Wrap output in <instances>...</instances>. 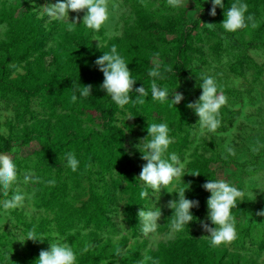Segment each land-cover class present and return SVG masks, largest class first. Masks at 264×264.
<instances>
[{
    "label": "rangeland",
    "instance_id": "374dc122",
    "mask_svg": "<svg viewBox=\"0 0 264 264\" xmlns=\"http://www.w3.org/2000/svg\"><path fill=\"white\" fill-rule=\"evenodd\" d=\"M51 2L55 3V0ZM232 2L223 0L225 8ZM245 2L255 26L250 23L233 33L225 32L219 25L224 19L225 8L217 6L216 15H209L210 0H187L185 7L181 5L176 9L170 8L167 0H107L109 18L98 31L93 32L92 40L100 46L110 38L122 35L136 24L140 16L158 21L172 16L188 25L198 47L193 52L194 63L180 77L178 87L173 89L174 93L182 94L179 103L162 110V113L158 111V115L154 113L151 120L144 123L126 109L115 115V122L124 136L123 147L136 164V179L146 161L135 145L146 136L144 126L147 123L167 121L174 141L169 151L186 161V172L181 180L177 179L165 189L162 186L159 192L148 193V201L162 210L153 233L145 235L141 227L135 233L131 229L124 212L127 190L124 178L117 170L101 176L90 171L83 159L79 160L83 171L77 169L73 172L64 167V154L56 157L47 153L43 136L33 133L26 141L27 133L35 127L55 124L57 130H63L58 121L66 119L64 114L70 112L66 110L70 103L56 100L48 92L31 97L14 90L0 93V135L12 140L10 150L3 154L10 155L18 165V179L12 191L24 195L21 207L7 212L0 210V264H27L31 259L36 260L41 250L50 247L49 239L57 238L78 251L77 264L86 252L80 251L85 245L105 254L99 264H182L168 258L166 252L171 245L182 237L208 238L206 235L209 233L202 227L203 223L214 227L207 217L206 200L210 192L202 187L208 179L230 181L243 191L237 208L232 210L237 238L216 249L226 257L224 264H264V216L256 214L264 208V188H260L264 187V0ZM48 3L49 0H35V3L0 0V49L8 39L10 22L15 20L13 23H18L26 12H32L43 26L52 29L46 50L60 47L64 41L76 43L78 35L70 40L72 36L63 34L61 28L64 23L82 22L86 9L69 10L66 22L58 21L38 13ZM176 35L173 32L169 37ZM253 39L259 40L257 48L242 45V42ZM153 61L160 67L174 63L170 58H155ZM23 67L24 64L18 66L11 77L23 74ZM201 74L212 75L219 90L227 97L226 104L220 109L224 130L218 127L214 133L201 132L196 125L198 116L187 106L195 102L202 92L199 87ZM88 109L89 106L85 105L77 111L89 112ZM99 114L95 111L89 117L84 115L88 119L84 125L101 129L103 121ZM127 115L132 116L125 119ZM125 128L128 131H124ZM229 146L235 155L227 153ZM68 151L79 157L78 150L70 148ZM195 172L199 173L193 174ZM26 175L35 179L25 180ZM106 181L111 187L109 198L112 200L108 206V218H105L107 224L100 229L86 227L79 220L80 213L87 214L86 209L89 208L90 186H101ZM181 188H186V198L197 200L199 204L190 209L194 219L183 230L170 231L174 213L168 204L176 199L175 192ZM67 222L74 223V227L61 233ZM30 229L43 233L49 239L15 240ZM136 247H139L140 255L137 262Z\"/></svg>",
    "mask_w": 264,
    "mask_h": 264
},
{
    "label": "trees",
    "instance_id": "16d2710c",
    "mask_svg": "<svg viewBox=\"0 0 264 264\" xmlns=\"http://www.w3.org/2000/svg\"><path fill=\"white\" fill-rule=\"evenodd\" d=\"M211 2V0H210ZM15 21V20H14ZM13 21V22H14ZM10 22L9 36L0 49V93L6 90H14L26 97L36 96L48 92L51 96L64 103H70L65 112V120L58 123L63 130H57V125L33 128L27 133L26 141L32 134H39L45 138V149L48 154L58 157L70 148L79 152L78 159L87 162L85 166L99 175L114 170L123 176L125 182V217L135 232L141 227L137 213L147 200L141 201L139 191L140 183L135 176L136 164L134 159L123 147L124 136L115 122V115L122 109L130 114L145 120H151L153 114L158 111L168 110L167 102L159 104L153 102L150 96L146 97L143 105L133 106L131 103L124 107L116 106L106 95L105 90L99 85L102 83L103 74L95 65V59L115 44L117 51L128 62L132 74L138 79L135 87L145 85L146 89L153 81L147 76V70L152 66L155 58L174 60L173 64H163L160 67L165 78L156 80V83L170 88L178 87L181 76H184L188 68L194 63L193 52L198 48L188 25L181 19L168 17L165 21H158L151 17L140 16L136 24L127 28L122 35L115 36L100 46L92 40L93 31L84 27L83 23L71 24V30L67 23L63 24V34L71 35L72 40L76 35V43L66 42L60 47L46 50V45L51 34V28L43 26L32 12H26L18 23ZM177 35L170 38V34ZM259 40L242 42L245 48H257ZM172 44V45H171ZM251 60V58H248ZM24 64L25 72L17 77H11L12 72ZM78 81L81 85H91L90 95L85 98L78 96L76 101L71 99L72 83ZM130 95H135L131 93ZM89 106V112L80 110L81 106ZM85 107H83L84 109ZM100 112L103 121L101 129L85 126L94 112ZM79 113V114H78ZM220 129H226L224 120H220ZM146 132V125L144 126ZM12 140L0 135V153L10 150ZM61 157V156H60ZM91 158V160H90ZM89 165V166H88ZM78 171L82 172L81 166ZM108 181L97 186H90L88 199L89 208L87 214L80 213L81 220L86 227L103 228L108 218V206L112 203L110 197L111 187ZM144 203V204H143ZM87 215V216H86ZM74 223L67 222L61 233L72 229ZM218 247H211L208 238L182 237L179 238L167 250V256L171 260H178L182 264H224L225 256L216 251ZM137 262L140 259L139 247H136ZM105 254L88 249L80 261V264H99ZM27 264H35L31 259ZM230 264V263H228Z\"/></svg>",
    "mask_w": 264,
    "mask_h": 264
},
{
    "label": "clouds",
    "instance_id": "9594fccd",
    "mask_svg": "<svg viewBox=\"0 0 264 264\" xmlns=\"http://www.w3.org/2000/svg\"><path fill=\"white\" fill-rule=\"evenodd\" d=\"M29 2L35 3V0H29ZM186 2L187 0H167L168 6L172 9L179 8L181 5L185 7ZM211 5L209 15L212 16L216 15L217 6L225 8L223 0H211ZM85 9L82 23L85 28L91 29L93 32L98 31L109 18L107 0H55V3L49 0L43 11L38 13L58 21H65L69 10ZM250 23L255 26L252 15L248 14V6L245 0H233L230 6L225 8L224 19L219 25L225 32L234 33L246 28ZM72 24L77 23L73 21ZM68 29L71 30V24L68 25ZM94 63L103 74V80L99 87L105 90L106 95L118 107L122 108L129 103L133 106L143 105L148 96H150L151 101L159 104L167 102L168 107H174L182 99L181 93L173 92L174 87L169 88L166 85L156 83V80H163L165 76L160 70V65L155 61L152 62V66L146 73L153 82L148 85L147 89L143 83V85L135 87L133 91V85L138 78L132 74L127 66L128 62L117 51L115 44L111 45L107 51H102V55L98 56ZM199 78L201 81L199 87L202 92L195 102H190L187 106L193 109L198 116L196 124L198 129L201 132L206 130L209 133H214L220 126V109L226 104L227 97L219 90L217 81L212 75L201 74ZM90 88L91 85H81L78 81L72 83L71 99L76 101L78 96L81 98L91 96ZM131 93H135V95H130ZM170 94L171 98H169ZM131 116L127 115L125 119ZM124 131H128V128H125ZM146 132L147 135L135 145L141 153V158L146 161L137 178L138 184L143 182L139 191L141 201H148L149 192H159L162 186L165 189L177 179L181 180L186 172V161H182L177 153L169 151V146L174 141L170 135L168 122L161 120L160 122L147 123ZM226 151L229 155H235L231 146ZM62 162L64 167L73 172L77 171L80 164L76 154L72 151L64 153ZM18 171L15 160L10 155L0 153V196L4 197L0 199V210L5 212L21 207L24 200L22 192L12 191L18 179ZM248 171L252 172L253 170L248 169ZM196 173L199 172L193 174ZM24 179L31 180L35 177L26 175ZM49 183H53V181H49ZM202 187L210 192V196L206 200L207 217L214 227L208 223L202 224V227L209 233L206 236L210 246L217 247L234 241L237 238V226L232 210L237 208V203L241 201L242 189L224 179H208ZM185 189L181 188L176 191V199L168 204L174 213L170 231H181L188 225L189 221L194 219L190 209L198 206L199 202L186 198ZM167 192L173 193L172 191ZM256 214L264 216V208ZM161 215L162 210L159 206L154 207L149 201L144 204V207L137 213L141 232L145 235L155 232ZM45 237L47 236L43 233L30 229L22 237L15 240L21 242L25 239L43 241ZM49 240L50 247L39 252L35 264H77L78 251L68 242L59 238ZM87 249L88 246L85 245L80 251H87Z\"/></svg>",
    "mask_w": 264,
    "mask_h": 264
}]
</instances>
